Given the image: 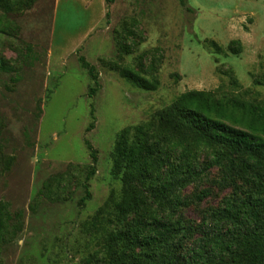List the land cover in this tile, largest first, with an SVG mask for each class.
Returning <instances> with one entry per match:
<instances>
[{
	"label": "rangeland",
	"instance_id": "rangeland-1",
	"mask_svg": "<svg viewBox=\"0 0 264 264\" xmlns=\"http://www.w3.org/2000/svg\"><path fill=\"white\" fill-rule=\"evenodd\" d=\"M19 2L20 9L9 14L0 7V16L19 27L18 37H0V59L19 76L15 82V73L0 71V202L22 210L24 218L21 235L4 247L0 264H86L101 247L82 232V224L121 190L111 174L121 130L189 90L220 88L264 104V84L254 85V78L264 77V0H188L193 12L179 0ZM207 40L225 48L240 40L243 51L217 55ZM25 44L33 50L28 62ZM124 44L129 48L122 49ZM80 56L100 75L93 97ZM123 67L157 76L158 89L136 88L121 77ZM229 70L240 89L230 84ZM86 141L97 163L91 199L82 205L92 165ZM218 179L212 171L186 191H209L185 210L195 224L234 192L222 189Z\"/></svg>",
	"mask_w": 264,
	"mask_h": 264
},
{
	"label": "trees",
	"instance_id": "trees-1",
	"mask_svg": "<svg viewBox=\"0 0 264 264\" xmlns=\"http://www.w3.org/2000/svg\"><path fill=\"white\" fill-rule=\"evenodd\" d=\"M20 3L0 0V7L9 14L20 9ZM179 3L194 11L188 0ZM5 17L0 16V37H18L19 27ZM207 43L217 55L238 56L243 51L240 40L226 48L214 40ZM25 49L28 62L32 46L25 44ZM79 61L93 83L88 93L93 97L101 87L100 75L85 57ZM0 71L15 73L12 80H19L15 68L2 59ZM226 73L230 84L240 89L233 70ZM120 75L144 91H156L160 85L157 76L149 78L142 69L123 67ZM262 84L264 77L254 78V85ZM86 145L92 165L83 182L82 205L91 199L89 181L97 163L92 144ZM13 161L12 157L6 165ZM212 171H217L222 189L233 187L234 192L195 224L185 210L194 201L201 203L209 191L191 196L186 191ZM111 174L121 190L82 224V232L101 247L84 263L264 264V104L239 93H220V88L186 91L149 119L118 133ZM23 218L22 210L13 212L8 202H0V255L21 235Z\"/></svg>",
	"mask_w": 264,
	"mask_h": 264
}]
</instances>
